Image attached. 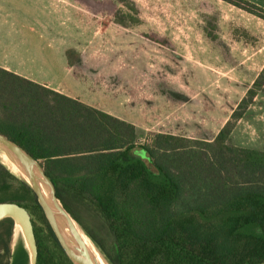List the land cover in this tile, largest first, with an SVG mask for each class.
<instances>
[{
    "label": "trees",
    "instance_id": "trees-1",
    "mask_svg": "<svg viewBox=\"0 0 264 264\" xmlns=\"http://www.w3.org/2000/svg\"><path fill=\"white\" fill-rule=\"evenodd\" d=\"M223 1L264 20L254 3ZM263 84L264 66L211 140L152 132L141 143L133 123L0 67V132L40 160L111 264H264V150L230 143ZM0 202L29 212L36 264H72L31 189L1 164ZM12 229L0 221V264Z\"/></svg>",
    "mask_w": 264,
    "mask_h": 264
},
{
    "label": "rangeland",
    "instance_id": "rangeland-1",
    "mask_svg": "<svg viewBox=\"0 0 264 264\" xmlns=\"http://www.w3.org/2000/svg\"><path fill=\"white\" fill-rule=\"evenodd\" d=\"M116 12L137 21L122 26ZM23 40L72 61L60 83L133 123L141 143L168 131L213 139L264 66V20L223 0H0V56ZM230 143L264 150V84ZM22 247L15 227L9 264H28Z\"/></svg>",
    "mask_w": 264,
    "mask_h": 264
},
{
    "label": "water",
    "instance_id": "water-1",
    "mask_svg": "<svg viewBox=\"0 0 264 264\" xmlns=\"http://www.w3.org/2000/svg\"><path fill=\"white\" fill-rule=\"evenodd\" d=\"M0 151L13 162L16 172L0 164L15 178L26 184L33 192L43 215L52 229L61 249L72 264H98L86 246L82 235H86L106 255L84 229L71 217L57 198L55 188L44 172L40 160L35 159L27 150L0 132ZM9 218L13 228H18L28 264H36L37 245L29 212L14 202H0V221ZM23 259V258H22Z\"/></svg>",
    "mask_w": 264,
    "mask_h": 264
},
{
    "label": "crops",
    "instance_id": "crops-1",
    "mask_svg": "<svg viewBox=\"0 0 264 264\" xmlns=\"http://www.w3.org/2000/svg\"><path fill=\"white\" fill-rule=\"evenodd\" d=\"M35 32L32 31L29 33H35ZM20 49H22L24 53L19 52ZM59 54L60 53L57 50L51 48V45L48 43L46 44V46H43L41 43L23 40L19 44H12L10 46L9 53L7 54L4 53L0 56V67L8 71H11L13 73H16L25 79L39 83L45 87L58 91L66 96L76 98L78 97V94L71 92L68 89L69 85H67L64 82L63 84L60 83L62 77L70 71L74 63L68 60L67 57H64L63 55L62 56L64 58L61 57L58 58ZM36 61H40V67L34 69L31 68L21 69L22 68V66H20L21 64L31 65ZM164 133L183 135L180 134V132L175 133L171 131Z\"/></svg>",
    "mask_w": 264,
    "mask_h": 264
},
{
    "label": "bare ground",
    "instance_id": "bare-ground-1",
    "mask_svg": "<svg viewBox=\"0 0 264 264\" xmlns=\"http://www.w3.org/2000/svg\"><path fill=\"white\" fill-rule=\"evenodd\" d=\"M0 162L3 163L5 166L10 168L12 171L16 172L17 168L13 164V162L4 154L2 151H0ZM82 238L88 247L89 251L91 252L92 256L95 258L98 264H110L105 257L102 255V253L99 251L97 246L86 236L82 235ZM12 264H22L21 258H17L16 256L12 258Z\"/></svg>",
    "mask_w": 264,
    "mask_h": 264
}]
</instances>
